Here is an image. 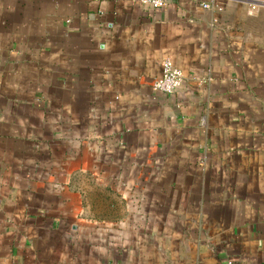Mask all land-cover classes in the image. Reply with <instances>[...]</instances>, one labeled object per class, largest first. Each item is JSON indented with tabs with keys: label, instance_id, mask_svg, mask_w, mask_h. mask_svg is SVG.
<instances>
[{
	"label": "crops",
	"instance_id": "obj_1",
	"mask_svg": "<svg viewBox=\"0 0 264 264\" xmlns=\"http://www.w3.org/2000/svg\"><path fill=\"white\" fill-rule=\"evenodd\" d=\"M202 1L0 0V264H264V0Z\"/></svg>",
	"mask_w": 264,
	"mask_h": 264
},
{
	"label": "built area",
	"instance_id": "obj_2",
	"mask_svg": "<svg viewBox=\"0 0 264 264\" xmlns=\"http://www.w3.org/2000/svg\"><path fill=\"white\" fill-rule=\"evenodd\" d=\"M144 4H148L152 7L164 6L167 0H139ZM202 5L205 7H212V0H203ZM184 78L183 68L180 67L172 57L166 56L162 60L161 75H159L154 81V87L164 93L170 94L179 87Z\"/></svg>",
	"mask_w": 264,
	"mask_h": 264
}]
</instances>
